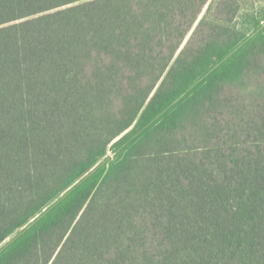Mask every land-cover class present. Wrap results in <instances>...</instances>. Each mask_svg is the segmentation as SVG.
I'll return each instance as SVG.
<instances>
[{
	"label": "trees",
	"instance_id": "1",
	"mask_svg": "<svg viewBox=\"0 0 264 264\" xmlns=\"http://www.w3.org/2000/svg\"><path fill=\"white\" fill-rule=\"evenodd\" d=\"M248 3L0 0V264H264Z\"/></svg>",
	"mask_w": 264,
	"mask_h": 264
},
{
	"label": "water",
	"instance_id": "2",
	"mask_svg": "<svg viewBox=\"0 0 264 264\" xmlns=\"http://www.w3.org/2000/svg\"><path fill=\"white\" fill-rule=\"evenodd\" d=\"M264 28V23L256 29L252 34L249 35L247 39H245L243 42H241L233 51H231L225 58H223L221 61H219L214 67H212L205 75H203L196 83L200 82L201 80L205 79L207 76L211 74L217 67H219L224 61H226L231 55H233L236 51H238L243 45H245L251 38H253L255 35H257L262 29ZM195 83V84H196ZM191 89L188 88L180 97H178L176 100H174L170 105H168L159 115H157L150 123H148L145 127H143L141 130H139L131 139H135L136 136H138L145 128H147L149 125H151L162 113L169 110L172 106L177 104ZM128 143H125L123 145L126 146ZM122 147V148H123ZM115 153H113V156ZM106 162V161H104ZM93 171L85 175L80 181H78L77 185L83 183L91 174ZM74 187L69 189V191L65 194H63L55 203H53L49 208H47L41 215H39L36 219H34L29 225L21 229L13 238H11L9 241H7L1 248L0 253L4 251L7 247H9L13 242H15L19 237H21L23 234H25L35 223H37L44 215H46L50 210H52L58 203H60L69 193L73 191Z\"/></svg>",
	"mask_w": 264,
	"mask_h": 264
},
{
	"label": "rangeland",
	"instance_id": "3",
	"mask_svg": "<svg viewBox=\"0 0 264 264\" xmlns=\"http://www.w3.org/2000/svg\"><path fill=\"white\" fill-rule=\"evenodd\" d=\"M249 1V3H250V1H252V0H248ZM258 1H261V2H264V0H258ZM248 3V4H249ZM264 22V20L262 21V23ZM107 156H109L110 158L113 156V152L111 151V150H109L108 151V153H107ZM106 158H103L101 161H104Z\"/></svg>",
	"mask_w": 264,
	"mask_h": 264
}]
</instances>
